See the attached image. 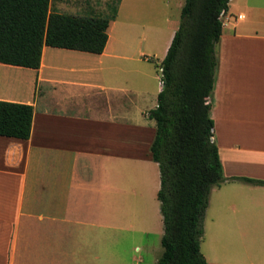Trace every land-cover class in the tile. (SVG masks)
<instances>
[{
	"label": "crops",
	"instance_id": "0c3cea01",
	"mask_svg": "<svg viewBox=\"0 0 264 264\" xmlns=\"http://www.w3.org/2000/svg\"><path fill=\"white\" fill-rule=\"evenodd\" d=\"M183 6L121 0L102 54L45 46L37 69L0 62V101L34 107L28 140L0 136V264L145 262L120 250L133 226L119 217L160 202L130 199L120 176L142 169L158 199L149 112L162 82L143 44L171 32L166 57ZM217 51L211 117L225 181L211 191L201 252L208 264H264V184L242 180L264 183V0L230 1Z\"/></svg>",
	"mask_w": 264,
	"mask_h": 264
},
{
	"label": "trees",
	"instance_id": "16d2710c",
	"mask_svg": "<svg viewBox=\"0 0 264 264\" xmlns=\"http://www.w3.org/2000/svg\"><path fill=\"white\" fill-rule=\"evenodd\" d=\"M52 0H0V62L37 69L45 46L100 55L121 0L104 15L51 11ZM181 21L161 63L162 91L150 148L159 165L158 200L164 223L157 264H208L201 252L211 191L224 181L215 141L212 102L219 65L217 47L231 0H183ZM34 107L0 101V136L28 140ZM251 184L259 181L242 179Z\"/></svg>",
	"mask_w": 264,
	"mask_h": 264
},
{
	"label": "rangeland",
	"instance_id": "374dc122",
	"mask_svg": "<svg viewBox=\"0 0 264 264\" xmlns=\"http://www.w3.org/2000/svg\"><path fill=\"white\" fill-rule=\"evenodd\" d=\"M110 2L111 0H67L60 7H54V4L51 5L50 9L53 12L78 14L80 16L88 14L104 15L109 12L108 5ZM179 21H181V18H179ZM170 35L171 32H164V34H161L160 39H151L143 44L144 48L148 51V53L151 54V63L153 64V67L156 68L160 78L162 77V74L159 66L161 61L165 57L164 53L169 42ZM156 64H158L159 66L156 67ZM25 79H28L27 75H25ZM123 171L124 173H121L120 176V187L121 189L126 191L127 197H129L130 199H134L135 197H137V193H145L146 195H151L152 193V201H154V203H159L157 199V193H154L153 190L151 191L152 182L149 181V179H147L146 177L148 182L145 181V185L143 184V179L146 176V172L143 173L142 169L140 168H134V170L133 168H130ZM121 193L123 192L121 191ZM154 195L156 196V198H154ZM160 209L161 207L159 203V211L152 209L150 215H146V217H143L141 215H138L137 211L133 207H131L130 210H128L129 215L119 217L122 218V223L126 222V224L129 223L131 227L133 226V232H120V241L132 244L121 245V248H119L126 253V257L135 255L136 263H139V260L143 258L145 259V262L143 264H156V262L158 263V261L162 257L163 247L161 241L162 236L164 235V223ZM210 222V215L208 217L206 211L205 220L203 223L204 235L206 233V229H208L210 225ZM132 233L133 235H131ZM116 246L118 247V244H116ZM135 246H139L140 250H137L138 248H136V252H134ZM204 250L207 254L206 247L204 248Z\"/></svg>",
	"mask_w": 264,
	"mask_h": 264
},
{
	"label": "built area",
	"instance_id": "2783aa9c",
	"mask_svg": "<svg viewBox=\"0 0 264 264\" xmlns=\"http://www.w3.org/2000/svg\"><path fill=\"white\" fill-rule=\"evenodd\" d=\"M162 84V83H161ZM163 85V84H162Z\"/></svg>",
	"mask_w": 264,
	"mask_h": 264
}]
</instances>
